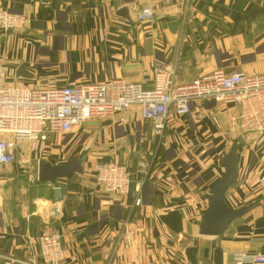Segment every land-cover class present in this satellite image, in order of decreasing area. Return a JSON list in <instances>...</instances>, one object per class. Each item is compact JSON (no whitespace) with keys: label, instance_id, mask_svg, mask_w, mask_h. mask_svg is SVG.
I'll return each mask as SVG.
<instances>
[{"label":"crops","instance_id":"0c3cea01","mask_svg":"<svg viewBox=\"0 0 264 264\" xmlns=\"http://www.w3.org/2000/svg\"><path fill=\"white\" fill-rule=\"evenodd\" d=\"M131 3L0 0V9L29 10L26 29L0 31L9 82L64 87L123 79L150 89L157 64L176 67L180 84L217 69L264 74V0H160L150 22L136 21ZM22 65L29 76H17ZM204 103L172 116L162 136L133 106L48 143L26 141L19 155L33 161L31 169L0 166V254L38 259L44 224L35 201L57 203L54 186L37 179L38 162L63 165L74 157L77 177L57 181L63 199L53 222L64 264H234L233 252L264 254V136L240 141L238 181L226 195L231 208L251 209L223 235H200L206 197L238 141L232 118L239 113L234 103L211 110ZM38 146L44 153H33ZM110 162L131 173L128 197L107 195L97 183L96 165Z\"/></svg>","mask_w":264,"mask_h":264},{"label":"built area","instance_id":"2783aa9c","mask_svg":"<svg viewBox=\"0 0 264 264\" xmlns=\"http://www.w3.org/2000/svg\"><path fill=\"white\" fill-rule=\"evenodd\" d=\"M160 0H131L129 10L138 22L154 19ZM190 0H184L185 5ZM28 9H0V31L24 30L28 24ZM177 69L157 64L153 70L152 88L123 79L95 84L27 86L14 79L9 82L4 66L0 65V166L19 163L25 172L32 167L29 157H20L26 141L48 143L57 134L72 132L93 119L112 116L133 106L140 109L142 120L153 123L156 135L162 136L172 116L191 114L196 103L214 100L234 103L239 113L232 118L238 142L264 136V74L228 73L223 69L195 79L177 82ZM139 165L146 167V162ZM96 181L107 195L128 197L131 193V173L117 163L97 164ZM141 204L137 198L135 205ZM43 218L42 234L38 239V259L22 261L0 254L8 264H64L62 235L53 227L61 216L59 203L35 201ZM234 264H264V254L249 251L232 253Z\"/></svg>","mask_w":264,"mask_h":264},{"label":"water","instance_id":"95a60500","mask_svg":"<svg viewBox=\"0 0 264 264\" xmlns=\"http://www.w3.org/2000/svg\"><path fill=\"white\" fill-rule=\"evenodd\" d=\"M122 13L126 17L129 16L127 8H124ZM25 67L22 65L19 68L17 76H29L26 73ZM216 106L217 103L214 100L204 103V107L207 110H211ZM241 148H243V144L235 140L230 150L224 156L222 161L224 172L213 186L211 194L206 197L208 208L204 212L202 222L199 225L201 236L216 238L223 235L234 221L241 219L252 207L249 205L233 209L226 202L228 191L238 181L239 150ZM77 162V157L72 158L63 165H52L43 160L38 162L37 179L42 183H50L54 186V199L57 203L63 199L62 190L59 188L57 181L60 179L75 180L77 177L75 173Z\"/></svg>","mask_w":264,"mask_h":264},{"label":"rangeland","instance_id":"374dc122","mask_svg":"<svg viewBox=\"0 0 264 264\" xmlns=\"http://www.w3.org/2000/svg\"><path fill=\"white\" fill-rule=\"evenodd\" d=\"M32 151H33V153H38V151H40V153H44L42 146H38L36 149L32 148Z\"/></svg>","mask_w":264,"mask_h":264}]
</instances>
